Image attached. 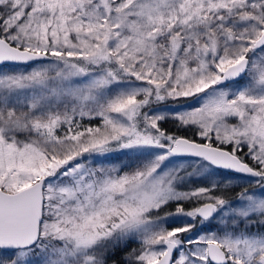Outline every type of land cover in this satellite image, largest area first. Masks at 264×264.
<instances>
[{
  "label": "snow or ice",
  "instance_id": "1",
  "mask_svg": "<svg viewBox=\"0 0 264 264\" xmlns=\"http://www.w3.org/2000/svg\"><path fill=\"white\" fill-rule=\"evenodd\" d=\"M0 264H264V0H0Z\"/></svg>",
  "mask_w": 264,
  "mask_h": 264
}]
</instances>
